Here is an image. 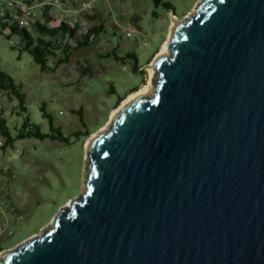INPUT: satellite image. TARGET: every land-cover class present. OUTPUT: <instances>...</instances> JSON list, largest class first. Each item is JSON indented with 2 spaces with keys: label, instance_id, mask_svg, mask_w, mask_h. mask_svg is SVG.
Instances as JSON below:
<instances>
[{
  "label": "water",
  "instance_id": "1",
  "mask_svg": "<svg viewBox=\"0 0 264 264\" xmlns=\"http://www.w3.org/2000/svg\"><path fill=\"white\" fill-rule=\"evenodd\" d=\"M170 21L148 90L86 141L80 196L0 264H264V0Z\"/></svg>",
  "mask_w": 264,
  "mask_h": 264
},
{
  "label": "rangeland",
  "instance_id": "2",
  "mask_svg": "<svg viewBox=\"0 0 264 264\" xmlns=\"http://www.w3.org/2000/svg\"><path fill=\"white\" fill-rule=\"evenodd\" d=\"M164 1L171 11L156 7L152 0H91V10L69 22L75 26L73 36L61 31L44 36L57 46L45 69L29 51H20L19 35L0 33L1 69L24 101L21 108L13 92L0 89V116L11 137L3 146L6 137L0 131V198L9 199L13 207L3 215L8 222L0 231L2 250L39 234L59 208L80 196L88 137L146 81L145 65L171 30L170 16L187 17L198 0ZM100 26L97 34L86 38L88 29ZM33 32L40 35L36 28ZM10 38H20L19 44L12 46ZM135 63L138 71L133 70ZM41 106L52 116L53 127L70 136L71 143L18 136L25 117L28 124L50 131Z\"/></svg>",
  "mask_w": 264,
  "mask_h": 264
},
{
  "label": "trees",
  "instance_id": "3",
  "mask_svg": "<svg viewBox=\"0 0 264 264\" xmlns=\"http://www.w3.org/2000/svg\"><path fill=\"white\" fill-rule=\"evenodd\" d=\"M154 5L156 7L163 5V7L168 11L172 10V6L166 3L164 0H152ZM156 12H153V15H156ZM34 28H36V31L40 33V35H36L33 30L27 31L24 28H19L17 26H12L11 31L14 34H17L20 36L22 45L20 47V51L27 50L31 53L34 61L39 64L41 69H45L48 64V57L53 52L54 49L57 48L56 45L53 44V42L50 39H45V35H51L54 36L56 32L61 31L62 33H68L70 36H73L75 31V26H70L68 21H60L57 26L49 27L48 25L44 23L35 22ZM101 30L100 27H94L88 29L89 33H86V38L89 37L90 34H97ZM1 33V32H0ZM84 44V43H79ZM133 70L138 71L139 65L135 63L133 65ZM7 89L11 92H13L17 98L19 99V103L21 108L23 107V97L22 94L18 91L17 86L13 82V80L8 76V74L0 68V89ZM136 88V87H135ZM134 88V89H135ZM119 98L116 102L118 103ZM23 111L25 109H22ZM41 110L44 112L45 116L48 118L49 121V132H43L38 125L29 123L28 124V117H25V123L22 125V129L18 133V136L20 138L23 137H35L38 139H45V138H51V139H58L65 143H71L70 136L64 135L61 130L56 127L54 128L52 125V116L49 113H45V109L43 106H41ZM0 131L3 135H5L6 139L3 142V146H5L10 140L11 137L8 134L7 126L5 125V120L3 117L0 116ZM76 135L79 134V132L75 133ZM3 248H0L2 250Z\"/></svg>",
  "mask_w": 264,
  "mask_h": 264
},
{
  "label": "built area",
  "instance_id": "4",
  "mask_svg": "<svg viewBox=\"0 0 264 264\" xmlns=\"http://www.w3.org/2000/svg\"><path fill=\"white\" fill-rule=\"evenodd\" d=\"M91 8V0H0V32L7 36H17L12 33V26L32 31L36 21L51 26L60 21L70 22L80 13L90 11ZM19 39L10 38L9 43L12 46L17 45ZM4 204L10 205L9 208L4 209L2 207ZM10 210H13V207L9 199L0 198V213L5 216ZM6 222L8 221L0 223V231L4 230ZM8 232L10 233V230Z\"/></svg>",
  "mask_w": 264,
  "mask_h": 264
},
{
  "label": "bare ground",
  "instance_id": "5",
  "mask_svg": "<svg viewBox=\"0 0 264 264\" xmlns=\"http://www.w3.org/2000/svg\"><path fill=\"white\" fill-rule=\"evenodd\" d=\"M172 16H174V15H172ZM178 20H181L180 18H178L177 16H175ZM170 32H171V30L169 31V33H168V35H167V37L170 35ZM167 37L161 42V44H160V47H159V51L156 53V55L153 57V59L158 55V53L162 50V48H163V46H164V44L166 43V40H167ZM152 59V60H153ZM151 62V61H150ZM150 62H148L146 65H148V64H150ZM145 68H146V70H147V79H146V81L138 88V90L137 91H133V92H131V93H129L122 101H121V103L119 104V106L118 107H120L126 100H128L131 96H133V95H135V94H142V93H144V92H146L147 90H148V87H149V77H150V69L148 68V67H146L145 66ZM117 107V108H118ZM117 108H115V109H113L112 110V114H113V112L117 109ZM111 114V115H112ZM107 122H108V120L103 124V125H101L98 129H101V128H103L106 124H107ZM97 129V130H98ZM96 130V131H97ZM95 132V131H94ZM93 132V133H94ZM92 133V134H93ZM92 134L88 137V139L92 136ZM87 139V140H88ZM69 202V201H68ZM67 205V204H66ZM35 235H38V234H35ZM35 235H33V236H35ZM32 236V237H33ZM2 254V252H0V255Z\"/></svg>",
  "mask_w": 264,
  "mask_h": 264
},
{
  "label": "crops",
  "instance_id": "6",
  "mask_svg": "<svg viewBox=\"0 0 264 264\" xmlns=\"http://www.w3.org/2000/svg\"><path fill=\"white\" fill-rule=\"evenodd\" d=\"M7 220L2 213H0V222ZM8 221V220H7ZM11 222V221H10Z\"/></svg>",
  "mask_w": 264,
  "mask_h": 264
}]
</instances>
